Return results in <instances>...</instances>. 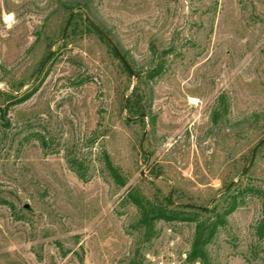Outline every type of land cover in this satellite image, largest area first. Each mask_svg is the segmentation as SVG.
Returning a JSON list of instances; mask_svg holds the SVG:
<instances>
[{
    "label": "rangeland",
    "instance_id": "rangeland-1",
    "mask_svg": "<svg viewBox=\"0 0 264 264\" xmlns=\"http://www.w3.org/2000/svg\"><path fill=\"white\" fill-rule=\"evenodd\" d=\"M0 93V264H264V0H0Z\"/></svg>",
    "mask_w": 264,
    "mask_h": 264
},
{
    "label": "trees",
    "instance_id": "trees-1",
    "mask_svg": "<svg viewBox=\"0 0 264 264\" xmlns=\"http://www.w3.org/2000/svg\"><path fill=\"white\" fill-rule=\"evenodd\" d=\"M79 16L81 17L82 13L77 12L76 15L73 17V19L70 22V27L72 25L76 24V19ZM87 22H88V26L92 30H94L98 35H100V37L102 39H104L102 37V35L93 27L92 24H94L95 26H97V25L94 22H92L90 20V18H87ZM97 28H99L101 31H103L100 27L97 26ZM106 35L109 37V34H106ZM112 50L115 53V56L123 63V61L117 55L116 51L113 48H112ZM123 65H124V63H123ZM124 67L127 70V72L131 75V73L128 71L127 67L125 65H124ZM2 94L5 96H8V98H15L13 95L8 94V93H0V95H2ZM127 106H128L127 110L129 111V113H133L134 111L130 105V99H127ZM108 168H109V171L112 174L113 178L115 180H119L120 177H119L118 171L114 167H112V165L109 161H108ZM229 192H230V190H229ZM132 201L134 202V204L137 207H139L141 209L144 208L142 201H139V199L136 196L133 197ZM237 202L238 201H237L236 197L232 198V202L230 203L229 207L224 211L223 214L217 215L214 221H209V220H202L201 221L199 219L196 220V229H195V238H194V242H193V249H192V253H191L190 258H189L191 261H195V260L203 261L205 259V255H206L205 248L207 247L208 244H210L211 240L216 235L217 230L221 226L224 225V218L228 215H231L237 209V207H238ZM167 204L171 205V203L169 201L167 202ZM149 207L151 210L150 216H149V221H151L152 218H154V220H157V219H169L171 217V214L168 213L165 210V208L162 206H153V207L149 206ZM198 211H201V212H198ZM191 212H193L194 214H209L210 213V211L199 210L197 208L191 209L190 213ZM193 216L197 217V215H193ZM146 218H147V216H146ZM152 221H153V219H152ZM255 231H256L258 239L264 240V219L261 222H259Z\"/></svg>",
    "mask_w": 264,
    "mask_h": 264
},
{
    "label": "water",
    "instance_id": "water-1",
    "mask_svg": "<svg viewBox=\"0 0 264 264\" xmlns=\"http://www.w3.org/2000/svg\"><path fill=\"white\" fill-rule=\"evenodd\" d=\"M77 11H82V9L81 8H78L77 9ZM75 13L76 12H73L71 15H70V17H69V19H68V21H67V23H66V26H65V29H64V33H63V36H62V39H64L65 38V36H66V34H67V31H68V29H69V26H70V22H71V20L73 19V17H74V15H75ZM93 25V27L102 35V37L111 45V47L116 51V53H117V55L120 57V59L123 61V63H124V65L127 67V69H128V71L131 73V75H133L134 77H136V75L134 74V72L132 71V69L129 67V65H128V63H127V61L124 59V57L122 56V54H121V52L118 50V48L116 47V45L113 43V41L103 32V31H101L99 28H97V26H95L94 24H92ZM50 57H51V54L49 55V57L46 59V61L44 62V64H43V66H42V68H41V70H40V72H39V74H38V76H37V78H36V80L35 81H37L38 80V78H39V76L41 75V73H42V71H43V69L45 68V66H46V64L48 63V61H49V59H50ZM126 98L127 97H124V101L126 100ZM125 109H126V106H125ZM140 117H142V118H145L146 117V115H141ZM129 121H133V120H131V119H129ZM264 143V139L255 147V149H254V151H253V155H252V160H251V163H250V165L243 171V173H242V176H244V175H246V173L249 171V169L251 168V166H252V164H253V162H254V160H255V155H256V152H257V150L259 149V147L262 145ZM141 149H142V145H141ZM141 176L143 177V173L141 174ZM236 182H232L231 183V185L229 186V188L225 191V192H227L234 184H235ZM171 200V199H170ZM25 209H29V206L28 205H26L25 206ZM198 209H200V210H207V209H201V208H198Z\"/></svg>",
    "mask_w": 264,
    "mask_h": 264
},
{
    "label": "bare ground",
    "instance_id": "bare-ground-1",
    "mask_svg": "<svg viewBox=\"0 0 264 264\" xmlns=\"http://www.w3.org/2000/svg\"><path fill=\"white\" fill-rule=\"evenodd\" d=\"M8 19V18H7ZM10 21V20H9Z\"/></svg>",
    "mask_w": 264,
    "mask_h": 264
}]
</instances>
